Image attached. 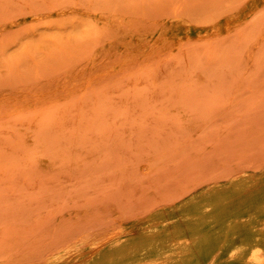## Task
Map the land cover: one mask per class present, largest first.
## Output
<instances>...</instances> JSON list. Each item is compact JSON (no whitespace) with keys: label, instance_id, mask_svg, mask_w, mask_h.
Masks as SVG:
<instances>
[{"label":"rangeland","instance_id":"1","mask_svg":"<svg viewBox=\"0 0 264 264\" xmlns=\"http://www.w3.org/2000/svg\"><path fill=\"white\" fill-rule=\"evenodd\" d=\"M0 28V264H264V0H0Z\"/></svg>","mask_w":264,"mask_h":264},{"label":"bare ground","instance_id":"2","mask_svg":"<svg viewBox=\"0 0 264 264\" xmlns=\"http://www.w3.org/2000/svg\"><path fill=\"white\" fill-rule=\"evenodd\" d=\"M71 6V5H70ZM73 6V5H72ZM67 7H69V6H67ZM74 7V6H73ZM56 11V10H55ZM76 11V9L75 8H67V9H63V7H62V9H61V11H60V13H73V12H75ZM2 30V28H0V31ZM41 158V157H40ZM44 161V163L46 162V159H44L43 160ZM150 264H155V262H153V263H150Z\"/></svg>","mask_w":264,"mask_h":264}]
</instances>
